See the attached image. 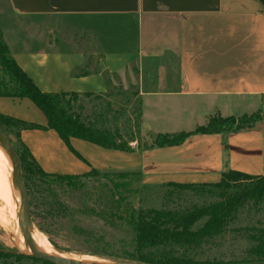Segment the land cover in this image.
Returning a JSON list of instances; mask_svg holds the SVG:
<instances>
[{"label": "crops", "instance_id": "crops-1", "mask_svg": "<svg viewBox=\"0 0 264 264\" xmlns=\"http://www.w3.org/2000/svg\"><path fill=\"white\" fill-rule=\"evenodd\" d=\"M24 18L100 21L80 27L67 47L48 39L19 48L23 42L1 21ZM0 28L11 56L44 93L110 97L135 68L146 132H192L215 114L261 115L251 130L192 135L179 146L151 150L134 141L131 152L77 138L70 149L54 130H20L19 139L46 173H135L149 186L216 184L227 171L264 176L259 0H0ZM0 114L47 126L28 99L0 96Z\"/></svg>", "mask_w": 264, "mask_h": 264}, {"label": "rangeland", "instance_id": "rangeland-1", "mask_svg": "<svg viewBox=\"0 0 264 264\" xmlns=\"http://www.w3.org/2000/svg\"><path fill=\"white\" fill-rule=\"evenodd\" d=\"M97 21L100 20L3 19L1 26L9 30L11 37L23 42L19 48H25L24 45L34 47L35 43L46 42L48 39L52 43L57 41L63 48L70 44V39L75 38L76 33H80L77 31L80 27L86 28ZM138 75L135 68L128 72L123 85L115 84L116 87L111 89L114 97H68L74 115L85 125L118 133L124 143L135 141L138 147L150 145L156 133L146 132L141 126V101L134 85ZM20 130L18 126L8 127L0 122V131L19 147L16 134ZM2 163L0 179L5 181L15 205L13 171L8 163ZM109 172L106 175H94L90 172L71 185L54 178H41L34 171L26 174L23 169L34 232L43 233L52 247L68 258L101 264H128L117 256L120 253V242L124 241L126 247L130 248L135 237L128 220H120L123 214L126 216V212L151 209L188 208L194 204L209 205L222 194L218 188L209 186L198 188L199 193L179 192L166 185H144L138 174L121 179L116 172ZM110 207L113 209H107L106 214L102 213L105 208ZM254 226L264 227V199L257 204L248 202L223 235L211 240L193 255L199 259H244L253 245L246 229ZM17 227L12 222L6 229L0 225V253L6 255L0 257V264H45L42 260H33L34 258L26 255L28 252L25 249L19 247L23 231L21 233ZM89 231H96L113 244L110 248H105V253L111 256L91 253L92 245L86 238ZM17 255L28 257L19 259Z\"/></svg>", "mask_w": 264, "mask_h": 264}, {"label": "trees", "instance_id": "trees-1", "mask_svg": "<svg viewBox=\"0 0 264 264\" xmlns=\"http://www.w3.org/2000/svg\"><path fill=\"white\" fill-rule=\"evenodd\" d=\"M264 4V0H259ZM0 96L12 99H28L44 114L47 126H41L26 121L16 120L0 114V122L8 127H20L21 130H54L63 142L70 148V139L77 138L96 144L106 149L131 152L129 143L121 141L118 133L106 128H95L85 125L74 115L73 106L68 97L78 98L76 94H53L42 92L32 79L19 67L11 56L5 44L0 28ZM98 98H101L98 97ZM77 100V99H75ZM261 121L260 113L251 116L221 117L215 114L209 117L205 126L192 132L175 134H157L153 142L147 146H139L141 150L179 146L192 135L220 134L223 132H240L253 129ZM21 159L26 174L33 171L41 178H54L66 184H75L83 175H55L46 173L29 149L19 139ZM79 158L81 156L77 155ZM94 175L100 172L92 171ZM108 174V173H103ZM134 173H117L121 179ZM179 192L199 193L201 187H216L221 190L218 200L209 205L194 204L188 208L151 209L149 211H133L123 214L120 220H128L135 237L131 247H126L121 241L118 258H123L130 264H264V227H250L249 238L253 245L247 251V257L240 260L199 259L193 254L199 251L211 240L223 235L229 224L236 219L240 209L248 202L258 203L264 199V176H251L241 172L227 171L216 184H167ZM112 210L113 207L105 208ZM108 213V212H107ZM112 213H110L111 215ZM113 215H115L113 213ZM245 230V229H244ZM92 245L93 255L111 256L105 253V248L113 244L96 231L86 234ZM6 256L0 253V257ZM17 255V258H27ZM37 260V259H33ZM45 264H51L42 261Z\"/></svg>", "mask_w": 264, "mask_h": 264}, {"label": "water", "instance_id": "water-1", "mask_svg": "<svg viewBox=\"0 0 264 264\" xmlns=\"http://www.w3.org/2000/svg\"><path fill=\"white\" fill-rule=\"evenodd\" d=\"M0 146L12 148L15 150L14 160L16 164L17 181H16V197L15 209L21 220V224L25 233L26 243L29 248V257L42 260L51 264H101L94 262H76L64 258L55 257L43 252L33 240L34 223L30 211L29 199L24 183L23 165L21 159V149L9 136L0 131ZM130 264V263H128Z\"/></svg>", "mask_w": 264, "mask_h": 264}, {"label": "bare ground", "instance_id": "bare-ground-1", "mask_svg": "<svg viewBox=\"0 0 264 264\" xmlns=\"http://www.w3.org/2000/svg\"><path fill=\"white\" fill-rule=\"evenodd\" d=\"M1 147H0V174L3 172L2 162L8 163L11 166L12 171H13V178H14L15 190H16L17 172H16V164L14 160L15 150L12 148H5V147L1 148ZM11 222L14 224L15 223L17 224L18 226L17 228L20 229L21 233L23 231V235L21 239L19 240V247L22 249H25V251L29 253L30 251L26 243L25 233H24V230L21 224V220L17 214L13 201L11 200V197L9 195V191L5 184V181L0 179V225L2 228L6 229ZM33 240L43 252L49 255L68 259L71 261H76V262H86L83 260H79L77 258L75 259L68 258L66 257V255L56 251L52 247V245L49 243V241L45 239L43 233H40V231L33 232Z\"/></svg>", "mask_w": 264, "mask_h": 264}]
</instances>
